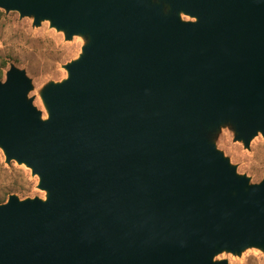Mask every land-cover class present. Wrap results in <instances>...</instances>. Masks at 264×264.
<instances>
[{
    "label": "water",
    "instance_id": "95a60500",
    "mask_svg": "<svg viewBox=\"0 0 264 264\" xmlns=\"http://www.w3.org/2000/svg\"><path fill=\"white\" fill-rule=\"evenodd\" d=\"M0 10L87 35L66 78L27 100L0 82L5 162L39 198L0 204V264H227L264 252V181L210 140L264 136V0H0ZM181 14L191 21H182Z\"/></svg>",
    "mask_w": 264,
    "mask_h": 264
},
{
    "label": "rangeland",
    "instance_id": "374dc122",
    "mask_svg": "<svg viewBox=\"0 0 264 264\" xmlns=\"http://www.w3.org/2000/svg\"><path fill=\"white\" fill-rule=\"evenodd\" d=\"M181 20L191 21L182 14ZM88 42L89 37L81 34L67 39L65 31L51 26L49 20H40L35 25L32 17L0 10V66L5 63V71L13 65L25 72L31 85L27 100H31L41 112L42 119L47 117L42 92L49 84L60 83L66 78L65 65L76 60ZM236 137L234 126L226 122L211 133L210 140L216 150L235 167L237 175L246 177L251 185L261 183L264 181V136L258 133L248 147ZM37 185V176H32L25 165H18L15 161L6 163L0 149V194L6 195L4 203L10 195L17 196L19 200H45L46 193ZM223 260L227 264H264V252L249 247L239 254L223 251L214 257V261Z\"/></svg>",
    "mask_w": 264,
    "mask_h": 264
},
{
    "label": "trees",
    "instance_id": "16d2710c",
    "mask_svg": "<svg viewBox=\"0 0 264 264\" xmlns=\"http://www.w3.org/2000/svg\"><path fill=\"white\" fill-rule=\"evenodd\" d=\"M5 68H6V64L2 63V65L0 66V82H4L6 77H5ZM5 193L0 194V204L4 203V198H5Z\"/></svg>",
    "mask_w": 264,
    "mask_h": 264
},
{
    "label": "bare ground",
    "instance_id": "6f19581e",
    "mask_svg": "<svg viewBox=\"0 0 264 264\" xmlns=\"http://www.w3.org/2000/svg\"><path fill=\"white\" fill-rule=\"evenodd\" d=\"M46 116V115H45Z\"/></svg>",
    "mask_w": 264,
    "mask_h": 264
}]
</instances>
